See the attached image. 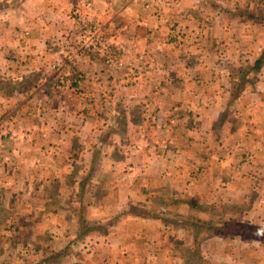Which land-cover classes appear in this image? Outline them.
I'll return each instance as SVG.
<instances>
[{
	"label": "crops",
	"instance_id": "0c3cea01",
	"mask_svg": "<svg viewBox=\"0 0 264 264\" xmlns=\"http://www.w3.org/2000/svg\"><path fill=\"white\" fill-rule=\"evenodd\" d=\"M73 13L119 66L53 67ZM0 236V264H264V0H0Z\"/></svg>",
	"mask_w": 264,
	"mask_h": 264
},
{
	"label": "built area",
	"instance_id": "2783aa9c",
	"mask_svg": "<svg viewBox=\"0 0 264 264\" xmlns=\"http://www.w3.org/2000/svg\"><path fill=\"white\" fill-rule=\"evenodd\" d=\"M75 22V26L68 32L65 37L59 38L62 42L61 46H58V50L55 54V61L53 67L60 68L61 60L58 57H62L66 54L79 55V54H91L95 56L103 57L104 63L109 64L113 62L114 65H119L118 58L114 61L111 60V55L117 53L109 41L99 34L97 25L87 19L85 15L75 13L72 19ZM118 57V55H117ZM9 133H5L2 137L7 136Z\"/></svg>",
	"mask_w": 264,
	"mask_h": 264
},
{
	"label": "rangeland",
	"instance_id": "374dc122",
	"mask_svg": "<svg viewBox=\"0 0 264 264\" xmlns=\"http://www.w3.org/2000/svg\"><path fill=\"white\" fill-rule=\"evenodd\" d=\"M74 14H75V13H73L71 19H73ZM77 14H80V13H77ZM80 15H83V14H80ZM87 19H89L90 21L94 22V23L97 25L98 30L100 31L99 34H100V35H103V36L109 41V43L112 45L111 47H113V49H115V51L117 52V53H115L116 55H113V54L111 55V60L114 61L115 59L118 58L119 63H120V62H121V59H122V56L125 54L124 50H123L122 48H120V46L116 45V43L113 42L112 39H110V37L107 36V34L103 31V29H102L101 26L99 25V23H97V22H96L95 20H93L92 18H87ZM72 21H73V20H72ZM74 26H75V22L73 21V27H72L70 30H72V29L74 28ZM70 30H68V31L64 32L63 34H61L59 38H61V37H62V38L65 37V35H67L68 32H69ZM61 44H62V42L60 41V39H58V42H57V44H56V48H55V50H54L55 54H56V51L58 50V46H61ZM122 50H123V51H122ZM82 55L89 56L90 58H92L93 61H97V62H99L100 64H103L105 67H107V66H108V67H112V66H114L113 62H109V64H105V63H104V60H103V57H101V56H99V55H98V56H95V55H91V54H79V56H82ZM117 55H118V57H117ZM54 56H55V55H54ZM74 57H75V55H72V54H66V55H64V56H62V57H58V58H60V60H61L60 62H61V64H62V65L60 66V68H62V67L65 65V63L67 62L68 59H73ZM54 61H55V58H54V60H53V64H54ZM118 66H119V65H118ZM54 68H55V67H54ZM60 68H57V69H60ZM231 225H232V227L235 228V229H239V228H241L242 226H244V227L247 226L246 224L242 225V224H235V223H234V225H233V224H231ZM245 225H246V226H245ZM0 242H2V243L5 242V237H4V236H0ZM8 242H9V241L6 240L5 243H8Z\"/></svg>",
	"mask_w": 264,
	"mask_h": 264
},
{
	"label": "trees",
	"instance_id": "16d2710c",
	"mask_svg": "<svg viewBox=\"0 0 264 264\" xmlns=\"http://www.w3.org/2000/svg\"><path fill=\"white\" fill-rule=\"evenodd\" d=\"M233 231L237 232V233L239 232L241 237H244L246 235H248V236L251 235V232H249L246 227L242 226L239 229H235V228L232 227L231 224L228 225L227 223L223 224L222 230H221V228L218 230L219 233H223L224 232L223 235H225L226 233H231Z\"/></svg>",
	"mask_w": 264,
	"mask_h": 264
}]
</instances>
